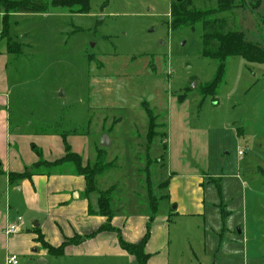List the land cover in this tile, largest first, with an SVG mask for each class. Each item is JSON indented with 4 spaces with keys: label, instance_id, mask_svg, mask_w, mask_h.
Here are the masks:
<instances>
[{
    "label": "rangeland",
    "instance_id": "obj_1",
    "mask_svg": "<svg viewBox=\"0 0 264 264\" xmlns=\"http://www.w3.org/2000/svg\"><path fill=\"white\" fill-rule=\"evenodd\" d=\"M181 1L90 0L86 13L51 10L7 18V41L22 48L8 71L12 124L20 125L27 144L18 149L25 151V168L33 158L42 163L25 169L20 174L31 176L15 184L40 175L75 173L73 164L43 165L57 161L66 145L91 167L104 150L112 168L98 175L96 191L82 198L98 211L104 193L114 216L157 214L155 224L150 223L152 232L157 226L163 229L164 217L171 218L165 222L169 243L154 257L156 263L264 264V63L229 58L222 81L205 94L221 64L201 55V22L177 24L172 10ZM258 1L255 10L250 1L211 18L228 19L246 41L264 49V0ZM189 8L213 11L217 0H192ZM143 103L156 117L153 139ZM50 133H57L51 147ZM104 136L110 138V148L101 146ZM36 144L46 145L43 154L34 150ZM5 168L4 163L0 229L7 217L8 223L19 224L17 234H26L34 220L43 223V218L28 210L26 192L7 183ZM149 175L156 195L159 183L169 179L180 186L178 179H185L174 197L180 214L169 202L153 211ZM194 199L204 211H198ZM33 231L48 254L43 243L50 244L40 228ZM76 237L82 236H65L64 242ZM105 249L106 256L92 258L77 257L68 249L65 256H48L43 263L35 254L19 257L23 264H135L118 257L112 245ZM3 251L0 247V264H6Z\"/></svg>",
    "mask_w": 264,
    "mask_h": 264
},
{
    "label": "crops",
    "instance_id": "obj_2",
    "mask_svg": "<svg viewBox=\"0 0 264 264\" xmlns=\"http://www.w3.org/2000/svg\"><path fill=\"white\" fill-rule=\"evenodd\" d=\"M5 15L6 14L3 11H0L1 167L5 163L6 170L4 171V174L7 183L10 186L18 188V191L20 192H26V206L28 210L35 217L41 215L43 218V223L42 222L38 223L36 220H34L33 225H31L29 229L27 228L26 234H20L21 233L20 232L19 234L15 235L16 237L11 238V236L6 235V230L12 224L8 223L7 217L3 220V227H1L0 229V238H1L0 247L4 250L3 252L6 253L4 256L5 257L4 263L6 262V259L8 258L9 255H17L20 256L21 258L22 257L33 258L34 254L35 257L37 255L38 258L42 259L40 261L41 263L45 262L46 257L50 255L46 254L44 252L45 250H41V248H39V244L37 243V238H38L37 233L33 231L35 228H40V232L44 235L46 241L54 247L61 246L64 243L65 236L70 237L73 236L75 233H78L85 238L83 242L77 246L71 245L66 247L63 256H65L68 249H71L72 252L76 251L75 256L77 257L92 258V257H100V255L106 256L108 252L105 249V247L109 248L112 245L114 247V252L118 257L131 258V261L135 262L134 257L130 256L127 252L121 249L118 235L116 233L113 232L97 233L98 229L103 224L106 223V219L101 216L89 215L88 201L82 198V196L84 195L87 189L86 181L84 177L76 175L75 173L64 174V175L58 174L51 177H47L46 175H40V176H35L32 181L29 180L23 181L18 184H15L16 182H14L13 184L10 183L9 181L10 174L12 173L20 174L24 172V170L27 169L28 167L34 165L35 163H38L39 159L37 160V158H33L31 162L28 164L27 168H25L26 166L23 164V161L21 160V156L25 154V151L23 149L20 150L21 148H24V146L26 147L27 145L22 140V138L24 137L22 135L23 129L20 127L19 124L17 125L15 124V126L12 124L11 96L13 93V86L11 84V77L8 71L9 68L10 67L12 68L14 64L12 63V60H15L16 57H20L22 48L19 46L20 47L19 53L17 54L9 52V46H8L9 42L7 41L8 38L6 37V35H4ZM18 15H23V14H11L9 16L13 17ZM55 134L57 133L48 134L52 137V141L50 142V147L54 144L53 140L54 139L56 140ZM82 137H85V135ZM167 139L168 138L166 134V141ZM14 148L17 149L20 148V149L16 150ZM36 148L43 154L44 150L46 149V145L42 144V146L40 147L39 145L36 144L34 150H36ZM65 152L66 151L64 152L62 151V153L60 152L59 153L60 156L54 159V161L64 157L66 155ZM73 152L81 156V154L78 151L73 150ZM85 164L86 162L83 160V166H86ZM106 164H112V162H107ZM168 170L171 174L170 178H172V176L175 173L174 168L173 167L172 169L168 168ZM97 178L98 177H96V180ZM178 181L180 182V186L178 184H174L173 181H170L169 179L165 180L163 183H159L158 195L154 193L151 182L152 198L156 199L158 209L162 204L169 202V205L172 204V205H176L177 207L176 208L177 211L174 213H176L177 215L181 213L180 211L182 207L179 205L178 200H175L174 197H175V193L176 195H179L181 189L184 187L185 179H178ZM187 183L189 182L187 181ZM146 184L148 186V183ZM202 185H204V181ZM190 187L192 186H188V188ZM197 190L200 191V189ZM75 194L78 195V199L74 198ZM193 202L195 203V207L198 208L199 212H201V210L204 211V207L198 206L197 201L195 199L193 200ZM113 207L114 206L112 205V208ZM113 210L115 211L114 208ZM174 213L171 216H173ZM153 216L154 215L152 214L150 215V213L147 215L143 214V215H129V216H123L117 213L115 214L112 220V224L116 229L120 231L121 235L126 241L138 244L145 237L147 232V227ZM170 220L171 218L169 219V217H164L163 218L164 224L162 227L163 229H159L157 226L156 229L153 230V232L152 230H150V238L146 246V252L151 255L149 264H160L155 262L154 257L159 253L160 249H163V251L166 250V246L169 243V239L167 238L168 234L166 232V228H168V226L165 225V222L167 221L169 222ZM153 224H155V222ZM23 226L24 224H21V229L23 228ZM157 231L159 232L158 235H156ZM83 249H85V252H83ZM55 258H59V257H55ZM162 262H163L162 264H166L165 259H163Z\"/></svg>",
    "mask_w": 264,
    "mask_h": 264
},
{
    "label": "trees",
    "instance_id": "obj_3",
    "mask_svg": "<svg viewBox=\"0 0 264 264\" xmlns=\"http://www.w3.org/2000/svg\"><path fill=\"white\" fill-rule=\"evenodd\" d=\"M90 0H0V11H3L6 15L4 18V35H6V21L11 14H46L51 10L57 12H68L70 14L86 13L90 9ZM250 1H254L256 6L254 10L259 7L258 0H217V8L215 10H190L192 0H183L181 3L173 8L172 16L175 18L177 24L182 26L195 25L199 22L203 25L202 35V51L201 55L204 58L218 60L220 67L216 80L205 89V94L213 93L218 87V84L223 79V73L225 72V62L231 57H242L248 62L264 63V49L255 43L245 40L243 32H239L234 29L232 23L228 19L223 18H211V16L218 13L231 12L237 8H243ZM179 7V8H178ZM88 14V13H87ZM7 37V36H6ZM9 52L19 53V45L9 42ZM183 100V99H180ZM179 100V101H180ZM182 102V101H180ZM147 115L150 118V133L149 139H153L157 133L155 129L157 125L155 123V116L153 111L149 109L148 104L143 103ZM105 151L100 150L97 161L93 167L87 165L83 166L81 156L71 152L69 145H66V155L51 164H43L51 168L65 167L67 164H73L75 168V174L84 177L86 181V194L95 192L94 184L96 177L103 174L106 170L112 167V164L105 163ZM42 165V163H36L35 166ZM31 176L29 172L24 174L12 173L9 175V181L11 184L17 181V179H23ZM149 192L151 194V181L150 175L147 179ZM99 200V210L94 209L89 205L90 216H101L106 219V223L103 224L97 233L100 232H113L118 235L119 244L122 250L127 252L130 256L134 257L136 264H149L151 255L146 252V246L150 237L151 222H154L155 215L151 218V221L147 227L145 237L141 242L131 243L126 241L121 235L120 231L116 229L112 220L114 218L113 209L110 206V201L104 193ZM152 197V194L150 195ZM156 199L152 198L151 207L153 211H157L158 205L155 203ZM95 233V234H97ZM94 234V235H95ZM91 235V236H94ZM87 238V237H86ZM84 237H76L74 239H67L61 246L52 247L43 243V246L48 251V254L52 257H61L64 255L65 249L71 245H79L83 242Z\"/></svg>",
    "mask_w": 264,
    "mask_h": 264
},
{
    "label": "built area",
    "instance_id": "obj_4",
    "mask_svg": "<svg viewBox=\"0 0 264 264\" xmlns=\"http://www.w3.org/2000/svg\"><path fill=\"white\" fill-rule=\"evenodd\" d=\"M239 155L242 156L243 153L239 152ZM17 222H22V218H18ZM19 232V224L15 223L10 225L7 230H6V235L7 236H12L15 235ZM6 264H23L21 258L17 255H9L8 258L6 259Z\"/></svg>",
    "mask_w": 264,
    "mask_h": 264
},
{
    "label": "water",
    "instance_id": "obj_5",
    "mask_svg": "<svg viewBox=\"0 0 264 264\" xmlns=\"http://www.w3.org/2000/svg\"><path fill=\"white\" fill-rule=\"evenodd\" d=\"M179 1H181V0H179ZM195 86H196V84L193 85V88H195ZM111 145H112V142H111L110 138H109L108 136H104V137L102 138V141H101V146H102V147H105V148H110ZM0 168H1V163H0ZM74 198H75V199H78V195L75 194V195H74ZM37 226H38V225H37Z\"/></svg>",
    "mask_w": 264,
    "mask_h": 264
}]
</instances>
